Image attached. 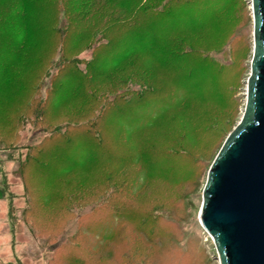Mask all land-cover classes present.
Masks as SVG:
<instances>
[{
	"label": "rangeland",
	"instance_id": "374dc122",
	"mask_svg": "<svg viewBox=\"0 0 264 264\" xmlns=\"http://www.w3.org/2000/svg\"><path fill=\"white\" fill-rule=\"evenodd\" d=\"M227 1L188 0L182 25L205 16L213 19ZM229 1L219 20L199 30L188 26L191 34L183 37L206 42L208 48L202 46L203 50L221 69L198 62L204 55L196 53L177 55L165 71L155 68V80L162 79L163 93L147 105L125 106L122 113L108 115L104 130L116 151L109 150L104 168L85 160L79 166H83L81 172L64 180L66 188L61 193L83 199L72 203L71 210L61 211L57 209L60 205L69 204L57 203L43 208L46 193L39 190L33 191L38 201L31 208L33 213H26L32 203H28L31 191L23 179V163L28 147L45 137L42 125H34V120L25 123L15 142L0 136V264H72L68 260L76 250L87 255L86 264H219L213 242L200 223L202 193L211 164L243 114L253 56L251 0ZM71 4L76 7L74 0ZM221 37L224 43L213 45ZM185 49L191 51L186 45ZM81 58L89 59L91 53ZM4 82L0 98L21 100L23 81L16 83L19 86ZM2 112L8 114L0 119L6 127L13 112L9 115L0 106ZM57 149L52 148L53 152ZM145 149L153 151L150 170L146 167L153 177L140 171L144 164L137 163ZM161 150L181 154L172 158L179 168L176 173L169 172L168 163L156 161ZM61 169L33 168L27 181L40 189L50 188L58 182ZM109 175L115 183L107 194L118 191L119 201L115 206L112 200L105 202L110 208L117 206L115 213L93 209L98 204L93 189L105 185Z\"/></svg>",
	"mask_w": 264,
	"mask_h": 264
},
{
	"label": "trees",
	"instance_id": "16d2710c",
	"mask_svg": "<svg viewBox=\"0 0 264 264\" xmlns=\"http://www.w3.org/2000/svg\"><path fill=\"white\" fill-rule=\"evenodd\" d=\"M187 1L74 0V8L71 0H0V48H4L0 53V86L2 81L15 86L23 81L20 87L24 93L19 101L12 100V96L10 101L0 98V106L8 113L13 112L8 127L0 124V130H11L10 134L0 133V136L17 141L18 131L30 120H34V125H42L45 132L39 143L28 147L23 163V179L31 191L28 203H32L26 209L27 214L33 213L31 208L38 202L33 191L46 193L41 203L43 208L55 203L69 204L57 208L69 211L72 203L83 201L74 194L61 193L66 188L64 180L81 172L83 166H79L85 160L104 168L102 162L109 156V150L116 149L108 130H104L108 115L122 113L125 106L147 105L146 102L161 95L163 81L155 80V68L165 71L181 53L203 54L198 62L218 67L202 48H208L206 42L199 38L187 41L183 37L191 34L188 26L199 30L204 25L210 26L211 20H219L231 2L228 0L214 13L213 19L205 16L182 25L181 20L190 7ZM224 39H217L213 45L220 47ZM88 52L91 58H81ZM141 57L148 62H143ZM198 62L193 63L194 68ZM137 85L141 89L135 88ZM19 92L22 93L20 89ZM1 118H8V114L0 113ZM53 146L58 148L54 152ZM152 154V150L145 149L137 161L144 164L139 169L148 172L149 177L152 174L147 168L150 170ZM176 156L181 154L161 150L155 159L168 163L169 172L176 173L179 168L172 160ZM58 166L62 169L55 186L40 189L36 183H28L33 168L49 172ZM112 177H106L101 188L93 189L98 202L94 210L119 211L117 206L110 208L105 202L112 200V206L118 205L119 192L107 194L114 182ZM72 255L69 263L86 264L87 255L80 250Z\"/></svg>",
	"mask_w": 264,
	"mask_h": 264
},
{
	"label": "water",
	"instance_id": "95a60500",
	"mask_svg": "<svg viewBox=\"0 0 264 264\" xmlns=\"http://www.w3.org/2000/svg\"><path fill=\"white\" fill-rule=\"evenodd\" d=\"M250 4L245 108L209 168L199 214L219 264H264V0Z\"/></svg>",
	"mask_w": 264,
	"mask_h": 264
}]
</instances>
